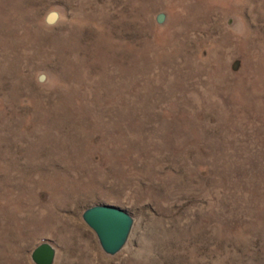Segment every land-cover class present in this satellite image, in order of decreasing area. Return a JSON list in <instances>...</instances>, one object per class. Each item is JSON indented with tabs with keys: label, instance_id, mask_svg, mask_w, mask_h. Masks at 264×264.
Returning <instances> with one entry per match:
<instances>
[{
	"label": "rangeland",
	"instance_id": "rangeland-1",
	"mask_svg": "<svg viewBox=\"0 0 264 264\" xmlns=\"http://www.w3.org/2000/svg\"><path fill=\"white\" fill-rule=\"evenodd\" d=\"M94 206L134 219L116 255ZM44 243L264 264V0H0V264Z\"/></svg>",
	"mask_w": 264,
	"mask_h": 264
},
{
	"label": "water",
	"instance_id": "water-1",
	"mask_svg": "<svg viewBox=\"0 0 264 264\" xmlns=\"http://www.w3.org/2000/svg\"><path fill=\"white\" fill-rule=\"evenodd\" d=\"M56 14H51L48 21L54 22ZM158 22H163L160 15ZM83 221L96 234L102 250L108 255L118 254L127 244L133 226V217L116 207L94 206L82 215ZM56 250L48 243L41 244L32 253L35 264H54Z\"/></svg>",
	"mask_w": 264,
	"mask_h": 264
}]
</instances>
